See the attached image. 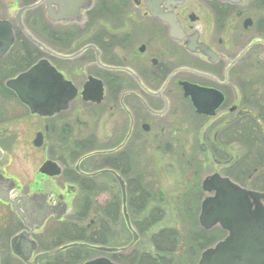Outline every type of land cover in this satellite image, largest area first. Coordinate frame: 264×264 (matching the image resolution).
I'll return each mask as SVG.
<instances>
[{"label": "flooded vegetation", "instance_id": "1", "mask_svg": "<svg viewBox=\"0 0 264 264\" xmlns=\"http://www.w3.org/2000/svg\"><path fill=\"white\" fill-rule=\"evenodd\" d=\"M70 1L60 5L53 0H0V21L11 24L15 38L0 58V104L6 107L0 109V196L9 200L0 197V264L6 253L18 264L35 260L37 264H80L76 249L61 251L77 240L78 197L114 190L102 189V178H110L122 197L115 173L125 183L132 214L131 190L134 208H140L142 173L136 164L143 150L166 149L174 158L177 153L171 150L176 149L179 159H184L182 150L188 141L180 135L191 133L189 124L190 130L199 131L198 152L186 165L193 168L197 161L201 166V173L194 171L192 177H201L213 166L219 169L204 181L227 169L236 171L238 126L252 119L264 133V0ZM31 7L20 19L45 48H37L38 62L45 60L54 68L64 87L62 98L76 95L53 117L32 116L42 122L33 144L41 134L43 145L38 150L44 154L32 178L23 183L20 173L10 167L11 152L1 148L8 144L12 149L19 141V135L2 128L31 116L7 87L30 69L29 41L19 29L18 14ZM50 11L60 20H51ZM185 83L209 95L203 108L207 110L206 104L211 103L214 115L197 113L191 97L185 96ZM13 102L20 108H7ZM167 136L170 139L163 141ZM84 149L90 151L81 154ZM48 161L59 167L60 174L40 172ZM55 207L63 208L61 219L58 214L47 215L39 224L44 209ZM132 219L133 231L140 233L141 222L136 227V218ZM115 223H105L103 238L110 243ZM15 238L28 263L14 254ZM109 242L105 248L116 252L88 260L102 257L122 264L130 250Z\"/></svg>", "mask_w": 264, "mask_h": 264}, {"label": "water", "instance_id": "2", "mask_svg": "<svg viewBox=\"0 0 264 264\" xmlns=\"http://www.w3.org/2000/svg\"><path fill=\"white\" fill-rule=\"evenodd\" d=\"M69 1L70 0H64L62 4L69 5L71 2ZM225 1L236 2L240 0ZM72 2H76V0H72ZM53 3L60 4L59 0H53ZM32 8L33 7L26 8L19 12V28L33 45L44 49V47L26 30L20 19V15L24 11ZM49 13V18L51 20L55 22L60 20L53 11ZM174 37H176V35ZM13 43L14 35L12 26L7 22L0 21V58L9 51ZM7 87L16 93L20 102L30 109L31 114L41 117H52L60 110H65L69 101L76 95L75 92H73L71 95H65V98L61 97L64 92L62 81L54 68L49 67L46 61L38 62L28 72L8 82ZM183 88L185 96L191 97L193 106L198 114L206 113L214 115L216 108L210 107L211 103L206 104L208 105L205 106L207 110L203 108V102L210 101V99L207 98L209 95H206L204 93L205 91L188 83L183 84ZM42 144L43 137L41 134H38L34 145L39 148ZM40 172L50 176L60 174L59 167L50 161L44 164ZM112 174L120 184L123 193V213L125 221L128 228L132 231L126 208L125 183L118 175L115 173ZM202 189L204 192L214 193V196L206 198L202 203L199 217L200 225L205 230L220 226L228 235L213 248L206 250L202 254L198 264H264V193L249 191L229 178L222 177L219 174L205 180ZM0 197L3 201L9 202L7 196ZM13 206L14 210L18 211L20 217L23 218L14 203ZM63 212V208L60 207H55L51 210L45 208L40 214L41 217L38 222L41 224L46 219L47 215L52 214H58V219H61ZM133 235V243H135L138 240V236L134 232ZM18 241L19 238L13 240V252L17 257H20L23 262L28 263V256L18 252L16 248ZM78 247L91 248L85 244H72L62 248L61 251ZM92 249L103 253L117 251L104 247H92ZM122 251H126V249H122ZM37 261L38 260H35L33 264H37ZM87 264L113 263L105 258H100L88 262Z\"/></svg>", "mask_w": 264, "mask_h": 264}, {"label": "rangeland", "instance_id": "3", "mask_svg": "<svg viewBox=\"0 0 264 264\" xmlns=\"http://www.w3.org/2000/svg\"><path fill=\"white\" fill-rule=\"evenodd\" d=\"M262 88L260 89V93L262 92ZM4 103L0 104L1 107L0 109L4 110L6 109ZM7 108L9 109H14L20 108L16 104V102L13 104H8ZM8 109V110H9ZM19 114H22L19 112ZM42 128V122L38 118H33L32 116H29L28 119L24 118L21 123L19 124H14V123H9L7 126H4L2 129H7L8 133L13 134V135H19V141L14 146V148L10 149L7 148L8 144H4V148H1L3 151H10L11 152V158H10V163H11V168L15 173L17 172L19 177L22 180L23 183H26L28 180H30L33 176V174L36 172L37 166H39V162L41 158L43 157L44 150H38L33 146V140L34 136L37 132H39ZM190 124L188 126L187 131H190L191 133H183L180 136H184L185 140L188 141L187 147L185 149H181L185 154L186 157L184 159H179L178 153L179 151L176 149H172L171 152L177 153V155L172 158V154L166 153V149L162 150H156V149H151V150H143V155L139 159V163L137 162L136 164V169L141 170L142 173V180H141V185L143 184L146 188H148L151 197H153L149 210L147 214L152 215L153 217L155 215V210H160V213L158 214L157 221L154 222L153 227H150L148 231H143L142 233L137 232L138 234V242L135 244V246L132 248V252L136 253H144V252H155L156 248L154 246L155 239L159 237V235L162 233L164 236L159 237L157 242H159V239L163 241L166 236L168 238L173 239V235L176 234L175 236V241L174 243L171 244V249H173V252H176L175 255L178 256L180 255L181 258H183V253L182 247L183 243H187V236L189 231L191 230L192 226L191 224L196 221L198 223V219L201 213V202L204 199V197L209 196L208 194H205L200 190L199 195L197 196L195 200V204L193 203V199L191 197V194L188 193L189 187L191 186V182L195 185H199L200 188L202 186V183L204 181V178L214 172H218L219 169L216 167H210L207 168L204 172H202L201 177L195 178L197 180H192L194 179L192 177L194 171H200L201 173V166H199L197 161L196 163L193 164V168L191 166H187V162H191L192 158L195 157V154L198 152V146L195 143V137L196 135L199 134V131L197 128L195 129L193 127L192 130H190ZM23 137V139L21 138ZM172 137V136H171ZM198 137V136H197ZM84 137L79 135V139H83ZM187 138V139H186ZM170 137L167 136L165 140H169ZM182 140V139H181ZM163 145V143H162ZM235 152L240 149V145H235L234 146ZM242 150V149H241ZM90 150L84 149L80 150L81 154H85L89 152ZM233 154V153H232ZM175 155V154H174ZM81 156V155H80ZM78 156V157H80ZM235 158H237V154H235ZM197 160V159H195ZM9 170V173L13 174V171ZM235 172V171H233ZM224 175V173H222ZM192 180V181H191ZM100 186L102 189H114L108 194H100L98 196H94L92 201L94 202L95 206H104L106 203H108L114 195L120 196L119 189L117 185L112 186V182L109 179H103L100 181ZM106 183V184H105ZM254 183H249L244 184L243 187L249 190H255L256 187ZM258 185V184H257ZM264 187V185H263ZM188 195V196H187ZM186 196V197H185ZM185 200L190 202V206L195 210V206H197V211H194V216L191 218V213H192V208H188V211H182L180 207H182L183 203L182 201ZM198 201V202H197ZM195 205V206H194ZM77 207V205H76ZM154 210V212H153ZM146 214V215H147ZM129 215L131 219L135 217L136 221V227L141 220L145 219L146 215L142 217H136L132 215L129 212ZM148 216V215H147ZM122 212H119L118 217L116 219V223L112 224V229L114 230V237L112 238L111 243L117 245H122L128 246L132 242V234L127 231L124 218H123ZM93 215L92 213L89 214V216L81 223L78 225L81 227H89L90 230L94 229L92 225L93 220ZM16 220V219H15ZM133 221V219H132ZM134 225V224H133ZM141 227V225L139 224ZM194 226V225H193ZM200 230L201 228L199 225L195 228L193 227V230ZM202 230V229H201ZM217 230H213L212 234L214 235V239H212L211 244H209V247L213 246L215 243L221 241L224 239V235H221L217 232ZM220 236V237H219ZM77 239V238H76ZM173 241V240H172ZM107 243L109 241H106ZM110 243V242H109ZM110 243V244H111ZM211 245V246H210ZM187 246V245H185ZM184 246V247H185ZM183 247V248H184ZM167 248V247H166ZM165 249V246H164ZM100 256L97 253L90 254L89 258L97 257ZM11 256L6 253L2 260L3 264H18L16 261H13ZM191 256L185 255L184 261L188 263L190 260ZM182 259V260H183ZM198 260V258H197ZM195 260L193 264H197L198 261ZM190 262V261H189Z\"/></svg>", "mask_w": 264, "mask_h": 264}, {"label": "trees", "instance_id": "4", "mask_svg": "<svg viewBox=\"0 0 264 264\" xmlns=\"http://www.w3.org/2000/svg\"><path fill=\"white\" fill-rule=\"evenodd\" d=\"M20 44L21 42H18L19 47L21 46ZM28 46L29 59L27 66L31 67L37 62L39 56L38 50L33 48L29 43ZM19 51H21V49H19ZM238 127L236 144L240 145V149L236 151V171H228L226 175L242 186L247 183L250 185L251 183H254V185L256 184L255 190L264 192V133L257 128L255 121H252L251 119ZM192 180L194 181L197 179L194 178ZM188 193L191 194L193 199L195 198L191 204H195V200L200 193V186L191 182ZM153 197L154 196L151 197L148 188L142 184L140 208L135 210V196L131 190V194L129 196V208L132 214L137 217L146 215ZM93 198L94 196H82L78 202V212L75 220L78 221V223H81L89 216L90 213H92L94 217V229L90 230L87 227L78 226L77 241L91 245H107L106 239L103 238V231L106 229L105 223L106 221L117 222L116 219L121 207L120 199L115 195L104 206H95L92 201ZM182 203L183 205L180 208L183 212H187L189 207L192 208L190 206V202L187 203V201L183 200ZM197 206H195V210L192 208L191 218L194 216V211H197ZM159 213L160 210H155L154 217L153 214H147L148 216L146 215L145 219L141 220V227L137 226L139 227L141 233L143 231H148L150 227H153L154 224H156L154 222L157 221ZM191 226L192 228L187 236V243H183V247L185 245L187 246L184 248L182 247V251H184L183 258L185 259V255L191 256L189 260L190 262H185L180 255L176 256V252H173V249H171V244L174 243L176 234L173 235V239H169L168 236H166L163 241L159 239V242H157L159 237L164 236V234L161 233L154 242V246L156 248L155 252L147 251L144 253H136L131 251L126 254V259L122 260V264H193V262L197 260V258L199 260L201 254L209 248V244H211L212 239H214V235L212 233H206L201 229L193 230V227L196 228L198 226L196 221H194ZM218 233L220 236L224 235L222 231H218L217 234ZM76 252L78 253L79 263L85 261L87 256L90 254V251L83 249H76Z\"/></svg>", "mask_w": 264, "mask_h": 264}]
</instances>
